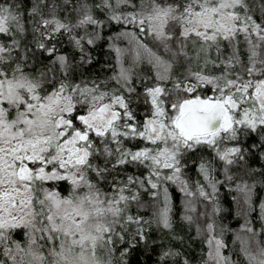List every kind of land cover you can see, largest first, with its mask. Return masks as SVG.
<instances>
[{"label": "snow or ice", "instance_id": "6c2138e0", "mask_svg": "<svg viewBox=\"0 0 264 264\" xmlns=\"http://www.w3.org/2000/svg\"><path fill=\"white\" fill-rule=\"evenodd\" d=\"M0 264H264V0H0Z\"/></svg>", "mask_w": 264, "mask_h": 264}]
</instances>
